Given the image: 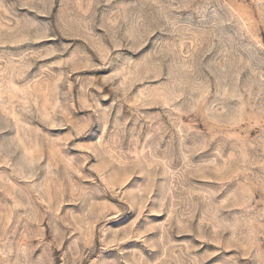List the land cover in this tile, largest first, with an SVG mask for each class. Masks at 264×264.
I'll use <instances>...</instances> for the list:
<instances>
[{
	"label": "rangeland",
	"instance_id": "1",
	"mask_svg": "<svg viewBox=\"0 0 264 264\" xmlns=\"http://www.w3.org/2000/svg\"><path fill=\"white\" fill-rule=\"evenodd\" d=\"M0 264H264V0H0Z\"/></svg>",
	"mask_w": 264,
	"mask_h": 264
}]
</instances>
